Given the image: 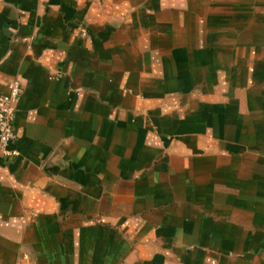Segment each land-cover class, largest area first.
Instances as JSON below:
<instances>
[{
    "label": "crops",
    "instance_id": "1",
    "mask_svg": "<svg viewBox=\"0 0 264 264\" xmlns=\"http://www.w3.org/2000/svg\"><path fill=\"white\" fill-rule=\"evenodd\" d=\"M0 264H264V0H0Z\"/></svg>",
    "mask_w": 264,
    "mask_h": 264
},
{
    "label": "built area",
    "instance_id": "2",
    "mask_svg": "<svg viewBox=\"0 0 264 264\" xmlns=\"http://www.w3.org/2000/svg\"><path fill=\"white\" fill-rule=\"evenodd\" d=\"M20 93V83L14 78L9 82V90L0 96V151L2 155L11 158L17 154L15 148L9 147V141L14 138V102Z\"/></svg>",
    "mask_w": 264,
    "mask_h": 264
}]
</instances>
